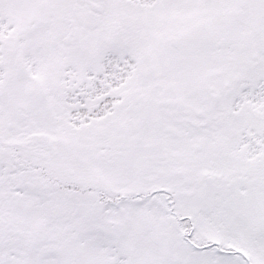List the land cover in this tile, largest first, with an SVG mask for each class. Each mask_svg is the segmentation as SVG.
<instances>
[{
  "label": "snow or ice",
  "instance_id": "obj_1",
  "mask_svg": "<svg viewBox=\"0 0 264 264\" xmlns=\"http://www.w3.org/2000/svg\"><path fill=\"white\" fill-rule=\"evenodd\" d=\"M0 264H264V0H0Z\"/></svg>",
  "mask_w": 264,
  "mask_h": 264
}]
</instances>
